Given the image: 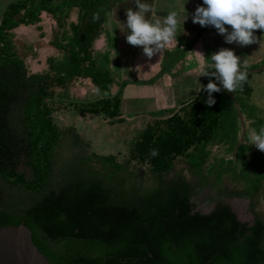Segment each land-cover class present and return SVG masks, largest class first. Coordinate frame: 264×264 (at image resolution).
<instances>
[{
  "label": "trees",
  "instance_id": "trees-1",
  "mask_svg": "<svg viewBox=\"0 0 264 264\" xmlns=\"http://www.w3.org/2000/svg\"><path fill=\"white\" fill-rule=\"evenodd\" d=\"M118 1L16 0L4 7L0 222L17 226L24 219L34 246L50 264H264L261 213L252 208L251 222L243 223L223 204L205 214L191 212L187 183L178 175L168 183L160 180L176 157L193 169L197 150L212 139L220 118L233 109L222 87L212 93L216 104L211 107L205 104L208 93L201 90L176 108L148 114L151 120L128 149L130 158L145 165L155 183L148 190L142 188L139 173L128 170L129 160L116 162L110 155L88 153L72 126L60 128L51 121L56 89L66 90L76 80L109 89L106 57L94 56L92 43ZM41 14L53 23L47 47L60 51L63 58L47 57L44 70L29 73L15 54L11 31L38 24ZM119 90L71 107L116 120ZM248 90L247 78L242 88L230 93L236 101L235 93ZM152 149L159 155L152 157ZM257 192L255 188L249 195L244 191L234 195L253 200Z\"/></svg>",
  "mask_w": 264,
  "mask_h": 264
},
{
  "label": "rangeland",
  "instance_id": "rangeland-1",
  "mask_svg": "<svg viewBox=\"0 0 264 264\" xmlns=\"http://www.w3.org/2000/svg\"><path fill=\"white\" fill-rule=\"evenodd\" d=\"M57 1L51 0L53 3ZM52 27L49 17L41 14L38 24L11 31L15 54L23 61L29 73L44 70V59L47 57L62 60L60 51L47 47ZM96 50V43L93 42L94 56ZM116 75L117 73L110 74L112 78ZM255 75L256 73H248L247 94H234L244 127L242 143L234 150L239 128L234 109H230L220 118L212 139L197 150L198 158L195 159L192 170L187 168L182 157H176L171 170L160 177L161 182L168 183L178 175L187 183L191 212L205 214L214 205L223 204L239 222H251L252 208L264 216V152L247 142L253 129L258 132L264 127V101L257 99ZM113 87L118 89V84L114 81L111 88L101 90L87 80H76L66 90L56 89L55 97L50 102V119L60 128L75 127V131L86 143L88 153L110 155L116 162L129 160L128 170L139 173L142 188L148 190L155 183L147 167L130 158L128 149L137 133L151 120L147 113L140 112L144 107L151 106L150 101L136 100L135 85L128 84L123 90L118 109L120 117L116 120L109 121L71 107V104L83 106L89 101L108 97L113 92ZM65 161L66 157L62 165L67 164ZM255 188L258 189L256 199L234 195L241 191L249 195Z\"/></svg>",
  "mask_w": 264,
  "mask_h": 264
},
{
  "label": "crops",
  "instance_id": "crops-1",
  "mask_svg": "<svg viewBox=\"0 0 264 264\" xmlns=\"http://www.w3.org/2000/svg\"><path fill=\"white\" fill-rule=\"evenodd\" d=\"M13 1L16 0H0V15L4 7ZM200 1L203 5V0H142L149 4L154 3L157 9L155 15L151 12L145 14V18L151 23L162 24L170 11H176L180 20L176 33L177 41L166 45L161 53L154 54L151 59L144 55L142 47L132 46L126 41V36L130 34L126 26V10H138L134 0H121L112 6L93 42L97 46L96 56L106 57L108 72L117 73L116 77L111 79L118 84V89L120 88V101L124 88L132 84L135 85L136 100H147L151 103V106L144 107L140 112L149 114L176 108L194 96L200 85L210 79L201 73L211 62L212 54L222 48L233 50L235 55L240 57L241 63L247 61L249 72L256 73L257 99L264 101V31L254 30L258 40L261 39L260 43L245 47L235 43L227 44L214 27H201L193 23L192 16ZM184 16H187V19L183 22ZM207 71L212 72L214 69L209 68ZM111 86L112 83L109 88ZM118 89L113 87L112 93ZM112 93L108 97L112 96Z\"/></svg>",
  "mask_w": 264,
  "mask_h": 264
},
{
  "label": "clouds",
  "instance_id": "clouds-1",
  "mask_svg": "<svg viewBox=\"0 0 264 264\" xmlns=\"http://www.w3.org/2000/svg\"><path fill=\"white\" fill-rule=\"evenodd\" d=\"M134 3L138 7L137 11L131 8L126 10V26L130 30L126 41L132 46L142 47L144 55L151 59L154 54L161 53L166 45L177 41L179 14L176 11H170L164 17L162 24L160 22L154 24L145 18L146 13L151 12L152 15L157 13L154 3L149 4L142 0H134ZM93 19L98 20L99 15L94 14ZM186 19L187 16H184L183 22ZM192 21L201 27H214L227 44L235 43L245 47L260 43L261 39L258 40L254 30L264 31V0H203V5L197 6L193 13ZM210 61L201 73L210 77L209 82L206 86L200 85V88L196 90L197 93L201 90L208 93L205 104L209 107L216 104L212 93L221 91V86L213 82L212 77L219 82V85H222L225 91L230 92L242 88L248 78L247 61L241 63L240 57L231 49H220L212 54ZM209 68L214 71H207ZM247 142L264 152V127H261L258 132L253 129ZM150 155L155 157L159 155V152L157 149H152Z\"/></svg>",
  "mask_w": 264,
  "mask_h": 264
},
{
  "label": "water",
  "instance_id": "water-1",
  "mask_svg": "<svg viewBox=\"0 0 264 264\" xmlns=\"http://www.w3.org/2000/svg\"><path fill=\"white\" fill-rule=\"evenodd\" d=\"M226 93L232 102L239 128L235 150L242 143L244 127L232 94L230 91ZM0 264H50L34 246L24 219L17 226L0 222Z\"/></svg>",
  "mask_w": 264,
  "mask_h": 264
}]
</instances>
